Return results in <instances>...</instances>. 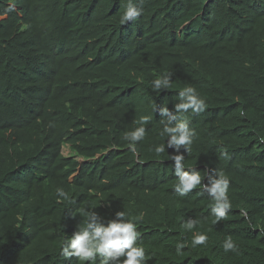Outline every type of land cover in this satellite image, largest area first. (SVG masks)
<instances>
[{
	"label": "trees",
	"instance_id": "obj_1",
	"mask_svg": "<svg viewBox=\"0 0 264 264\" xmlns=\"http://www.w3.org/2000/svg\"><path fill=\"white\" fill-rule=\"evenodd\" d=\"M127 2L0 0V264H79L59 251L87 209L142 216L148 264H264V0H135L138 24L121 25ZM169 72L171 87L153 91ZM185 86L207 102L188 114L185 167L231 181L217 224L207 194L174 193V149L153 151L166 142L159 109L174 110ZM141 116L152 119L137 158L123 137ZM196 232L207 245L191 246ZM228 236L237 251L223 250Z\"/></svg>",
	"mask_w": 264,
	"mask_h": 264
},
{
	"label": "clouds",
	"instance_id": "obj_2",
	"mask_svg": "<svg viewBox=\"0 0 264 264\" xmlns=\"http://www.w3.org/2000/svg\"><path fill=\"white\" fill-rule=\"evenodd\" d=\"M227 4H231L234 0H224ZM142 3V0H141ZM142 15V8L137 5L135 0H128L125 10L120 17L119 23L125 25L129 22H135ZM70 36L72 32H69ZM74 36V35H73ZM71 36V38H73ZM69 38V37H68ZM67 38V39H68ZM66 42V41H65ZM173 73L163 74L151 83V88L155 92L167 91L171 87ZM207 109L206 100L198 93L197 89L192 86H185L178 92V102L174 105V110H169L167 106L159 109L163 125L160 136L166 138L165 143L156 145L153 148L156 156H161L167 149H174L176 154L170 155L171 161L174 162L173 174L177 178L174 185V193L179 197H187L189 194L197 196H207L211 200L210 214L214 217V223L226 221L233 207L229 197V189L231 186L230 179L223 171L214 170L211 175L205 172L202 176L196 168L185 167V155L181 153V148L187 154L191 153V146L196 138V131L191 127V120L188 114L196 115L203 113ZM157 105L154 104V113ZM243 116L244 113H241ZM151 116H141L136 122L138 124L134 130L124 134L123 139L128 142L129 151L139 158L137 144L146 137L148 125ZM259 142L264 144V137L259 138ZM227 157V150L221 153ZM208 177L207 183L202 181ZM57 197L69 200L68 193L62 187H58ZM71 203V201L69 200ZM110 207L111 202H105ZM85 220L71 236L65 237L63 240L59 256L64 260L75 259L79 264H148L152 259L146 254V250L138 241L141 239L139 231V220L129 219L128 212L118 210L112 218H107L98 213L95 209L85 210ZM241 215L245 220H249L247 211H241ZM199 220L188 218L184 222L187 231L192 232L197 227ZM209 237L200 232H196L192 236L191 246L193 248L207 245ZM187 247L183 240L178 241L175 245L176 253L182 255ZM225 252H235L238 249L237 244L228 236L222 245Z\"/></svg>",
	"mask_w": 264,
	"mask_h": 264
},
{
	"label": "bare ground",
	"instance_id": "obj_3",
	"mask_svg": "<svg viewBox=\"0 0 264 264\" xmlns=\"http://www.w3.org/2000/svg\"><path fill=\"white\" fill-rule=\"evenodd\" d=\"M18 15V14H17ZM140 18V17H139ZM139 18H138V20H136V23L138 24V21H139ZM0 19H1V17H0ZM135 26V25H134ZM136 28H137V26H136ZM134 30H136L135 28H134ZM194 32V31H193ZM126 33V32H125ZM132 33H133V31H132ZM192 33V32H191ZM128 34V33H127ZM184 34V33H183ZM193 34V33H192ZM195 34V33H194ZM262 34V33H261ZM129 35V34H128ZM185 35H187V34H185ZM190 35V34H189ZM128 37V36H127ZM62 48V47H61ZM127 51V50H126ZM130 52V51H129ZM128 52V53H129ZM137 52V51H136ZM179 53V52H178ZM181 53V52H180ZM127 54V53H126ZM128 55V54H127ZM130 65H132V64H130ZM168 65H173V63H171V64H168ZM127 66H129V64L127 65ZM126 67V66H125ZM167 67H169V66H167ZM119 68H122L121 66L119 67ZM133 68L134 67H132L131 68V70L133 71ZM135 68H136V66H135ZM102 68H99V70H101ZM105 69V68H104ZM126 69V68H125ZM141 69V68H140ZM140 69L137 71V72H139L140 71ZM142 70V69H141ZM110 71V70H109ZM117 71V70H116ZM115 71V72H116ZM129 71V70H128ZM124 72V71H123ZM95 73V72H94ZM100 73V72H99ZM141 73V72H140ZM128 74V73H127ZM135 74V73H134ZM134 74L132 75V76H134ZM138 74V73H137ZM97 75H99V74H96V76ZM129 75H130V73H129ZM136 75V74H135ZM126 77V76H125ZM127 79V78H126ZM129 79V78H128ZM143 80V79H142ZM136 81V80H135ZM146 81V80H145ZM122 82V81H121ZM139 84V83H138ZM139 86V85H138ZM135 92V91H134ZM66 110V109H65ZM73 118V117H72ZM12 153V152H11ZM10 153V154H11ZM112 194V193H111ZM88 202V201H87ZM89 203V202H88ZM208 205V204H207ZM74 206V205H73ZM79 211V210H78ZM224 236H226V235H224Z\"/></svg>",
	"mask_w": 264,
	"mask_h": 264
},
{
	"label": "rangeland",
	"instance_id": "obj_4",
	"mask_svg": "<svg viewBox=\"0 0 264 264\" xmlns=\"http://www.w3.org/2000/svg\"><path fill=\"white\" fill-rule=\"evenodd\" d=\"M63 152H64V154H67V150L66 149H64Z\"/></svg>",
	"mask_w": 264,
	"mask_h": 264
}]
</instances>
